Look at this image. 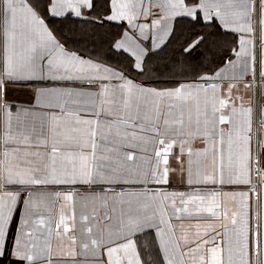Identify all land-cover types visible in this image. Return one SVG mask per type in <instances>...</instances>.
I'll return each mask as SVG.
<instances>
[{"label": "snow or ice", "instance_id": "6c2138e0", "mask_svg": "<svg viewBox=\"0 0 264 264\" xmlns=\"http://www.w3.org/2000/svg\"><path fill=\"white\" fill-rule=\"evenodd\" d=\"M0 264H264V0H0Z\"/></svg>", "mask_w": 264, "mask_h": 264}]
</instances>
